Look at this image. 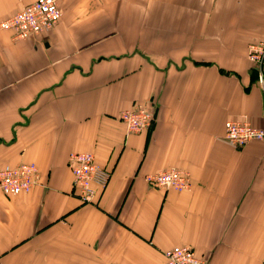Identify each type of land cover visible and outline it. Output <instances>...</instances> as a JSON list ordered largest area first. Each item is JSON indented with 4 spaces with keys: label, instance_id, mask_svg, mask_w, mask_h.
<instances>
[{
    "label": "crops",
    "instance_id": "obj_1",
    "mask_svg": "<svg viewBox=\"0 0 264 264\" xmlns=\"http://www.w3.org/2000/svg\"><path fill=\"white\" fill-rule=\"evenodd\" d=\"M33 0H0V20ZM59 21L0 29V168L33 162L40 184L0 192V264H162L188 246L204 264H264V140L235 146L227 120L264 126V80L246 58L264 0H56ZM146 103L150 127L118 115ZM109 172L93 203L67 157ZM187 174L181 191L144 177Z\"/></svg>",
    "mask_w": 264,
    "mask_h": 264
},
{
    "label": "built area",
    "instance_id": "obj_2",
    "mask_svg": "<svg viewBox=\"0 0 264 264\" xmlns=\"http://www.w3.org/2000/svg\"><path fill=\"white\" fill-rule=\"evenodd\" d=\"M61 11L56 0H33L21 9L0 20L1 30H10L14 39H25L50 30L60 19ZM246 58L257 67L256 81L264 80V37L247 46ZM119 120L128 132L147 130L153 115L146 103L136 102L122 109ZM224 139L240 146L249 141L264 140V126H253L246 120H227L223 124ZM76 196L82 203H93L103 190L109 172L99 165L90 152H73L67 157ZM152 187L172 188L177 191L189 186L187 174L178 169H168L144 177ZM40 184V175L33 162H23L0 168V192L15 196ZM162 264H204L194 249L175 245L164 252Z\"/></svg>",
    "mask_w": 264,
    "mask_h": 264
}]
</instances>
